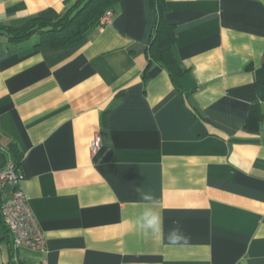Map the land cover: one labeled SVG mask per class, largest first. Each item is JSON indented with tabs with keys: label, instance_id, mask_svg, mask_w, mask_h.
<instances>
[{
	"label": "crops",
	"instance_id": "1",
	"mask_svg": "<svg viewBox=\"0 0 264 264\" xmlns=\"http://www.w3.org/2000/svg\"><path fill=\"white\" fill-rule=\"evenodd\" d=\"M75 1L0 0V25L54 21ZM164 6L178 88L147 57L149 0L113 4L71 46L0 36V168L21 159L15 187L45 240L13 250L0 217V264H264V0ZM149 206L155 232L136 223Z\"/></svg>",
	"mask_w": 264,
	"mask_h": 264
},
{
	"label": "trees",
	"instance_id": "2",
	"mask_svg": "<svg viewBox=\"0 0 264 264\" xmlns=\"http://www.w3.org/2000/svg\"><path fill=\"white\" fill-rule=\"evenodd\" d=\"M121 0H76L54 21L32 19L20 26L0 25V36L5 34L11 43L28 40L37 34L41 37V46L61 48L78 42L98 22L101 15L113 4ZM156 11L155 30L147 48L149 62L156 61L164 67L172 83L178 88L180 69L173 56V26L163 17L164 0H149ZM255 86L259 101L264 102V60L255 71ZM259 121L258 103L253 104L249 111L248 124L255 128ZM21 159L11 160L15 169H19ZM8 232V230H7Z\"/></svg>",
	"mask_w": 264,
	"mask_h": 264
},
{
	"label": "built area",
	"instance_id": "3",
	"mask_svg": "<svg viewBox=\"0 0 264 264\" xmlns=\"http://www.w3.org/2000/svg\"><path fill=\"white\" fill-rule=\"evenodd\" d=\"M114 12L107 9L98 20V27L102 28L112 22ZM100 147L98 135L90 145L91 153L95 154ZM19 171L9 161L5 168H0V217L11 236V247L13 250L26 248L30 250H43L45 240L42 230L33 215L26 196L17 189ZM11 189L6 193L5 188Z\"/></svg>",
	"mask_w": 264,
	"mask_h": 264
},
{
	"label": "clouds",
	"instance_id": "4",
	"mask_svg": "<svg viewBox=\"0 0 264 264\" xmlns=\"http://www.w3.org/2000/svg\"><path fill=\"white\" fill-rule=\"evenodd\" d=\"M136 223L142 230L155 232L159 226V213L153 206L146 207Z\"/></svg>",
	"mask_w": 264,
	"mask_h": 264
}]
</instances>
